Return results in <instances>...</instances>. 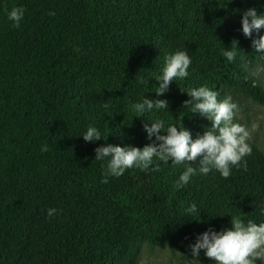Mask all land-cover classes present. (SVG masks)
<instances>
[{
  "label": "trees",
  "instance_id": "obj_1",
  "mask_svg": "<svg viewBox=\"0 0 264 264\" xmlns=\"http://www.w3.org/2000/svg\"><path fill=\"white\" fill-rule=\"evenodd\" d=\"M105 1L0 0V264H137L144 242L184 244L191 252L198 235L230 229L232 216L264 223V155L254 146L227 179L216 170L197 172L180 189L174 185L187 162L154 158L147 172L133 167L104 184L107 159L95 160L98 147H125L119 136L141 149L152 144L144 124L157 120L165 130L183 125L193 139L202 136L212 122L184 108L189 89L206 86L219 101L235 89L264 106V89L243 68L264 62L252 44L264 29L251 38L242 33L229 62L223 51L232 44L195 26L223 28L246 3L264 14V0H127L140 11L125 40ZM14 6L25 9L19 28L5 11ZM162 22L194 45L199 58L186 78L157 96L155 77L167 48ZM145 98L167 100L169 107L137 116L130 105ZM90 126L100 141H84ZM192 203L195 214L186 211ZM50 208L58 210L53 217Z\"/></svg>",
  "mask_w": 264,
  "mask_h": 264
},
{
  "label": "clouds",
  "instance_id": "obj_2",
  "mask_svg": "<svg viewBox=\"0 0 264 264\" xmlns=\"http://www.w3.org/2000/svg\"><path fill=\"white\" fill-rule=\"evenodd\" d=\"M6 15L12 22L14 28L20 27L25 9L14 6ZM49 15H55L50 12ZM264 29V14H258L255 8L249 9L243 14L242 31L246 37L251 38L253 31L259 33ZM253 47L259 53H264V36L253 40ZM238 42L233 41L230 50H224L223 56L233 62L237 56ZM162 74L155 77L159 86L155 88L157 96H162L169 91L170 84L177 78L183 79L188 76V68L191 59L187 52L177 51L174 54H166ZM252 77H259L264 73V65H257L250 69L244 66ZM137 82L145 87L149 81L143 77L136 78ZM253 86H256L254 81ZM182 92H184L181 89ZM187 95L191 98L184 102V108L192 114L200 116L212 122V127L207 129L202 136L193 139L189 130L184 129L183 125L167 127L165 130L164 121L157 120L144 124V129L151 140L155 137V142L146 145L143 149L133 146H113L108 144L95 149V160L104 161L107 165L103 172L104 184L109 183L108 177H121L127 169L133 167L147 172L153 165L154 158L163 162L165 165L171 161L173 165H181L187 162L189 166L180 175L174 187L183 188L190 181V178L199 172L207 175L212 170L218 171L223 178L227 179L231 175L233 166L239 168L244 157L250 156L252 148L247 143L250 139V132L239 123H234L236 113L239 111L238 105L232 102L229 96L223 101L218 100L219 93L210 90L206 86L198 89H189ZM107 108L108 105L104 104ZM167 100L145 98L140 103L130 105V108L137 116H142L146 112L168 109ZM256 126L253 125V129ZM166 133L162 135L161 133ZM85 142L92 143L100 141L101 133L96 127L90 126L82 136ZM48 146L44 145L41 152H47ZM198 162L197 167L191 166ZM246 170V162L244 163ZM159 171V166L155 168ZM187 213L195 214L198 209L195 203L187 208ZM58 210L50 208L47 215L53 217ZM191 256L199 261L201 250L205 256L215 261V264H256L259 260L264 264V223L257 225L249 220L245 224L238 216L231 217V228L219 232L209 229V231L198 235L196 242L190 246Z\"/></svg>",
  "mask_w": 264,
  "mask_h": 264
},
{
  "label": "rangeland",
  "instance_id": "obj_3",
  "mask_svg": "<svg viewBox=\"0 0 264 264\" xmlns=\"http://www.w3.org/2000/svg\"><path fill=\"white\" fill-rule=\"evenodd\" d=\"M104 3L108 7L110 14H114L117 17V34L123 40L131 36L137 23V12L140 11L139 6L127 0H106ZM247 10H249V6L246 3L238 11L231 13L223 28H219L213 23L199 24L196 22L195 26L199 32L218 39L221 43H224L225 47H228L234 40L237 41L243 33L242 18L244 12ZM161 24L166 35L165 42L167 48L164 52L166 54H172L173 51L187 52L191 61L194 63L199 58V55H197L198 50L194 45L190 44L185 37L173 31L167 23L162 22ZM76 49L84 52L86 48L77 46ZM257 65H264V62L247 66L253 69ZM244 66L243 68L245 70ZM245 72L251 80L255 81L264 89V73L259 77H252L248 71ZM229 96L232 98V102L238 105L239 109L234 118V123H239L249 130L250 139L247 143L250 146L258 148L264 155V106L252 101L250 97L235 89H229L227 91L226 98ZM153 116L156 117V112H154ZM253 125L256 126L254 129ZM117 140L124 146H131L124 137L119 136ZM262 210L264 217V206ZM192 259L195 258L191 256V252L184 244L162 247L157 244L144 242L138 247L137 264H194ZM195 264H215V261L204 256L203 259L199 258V261H196ZM256 264H262V262L257 260Z\"/></svg>",
  "mask_w": 264,
  "mask_h": 264
}]
</instances>
